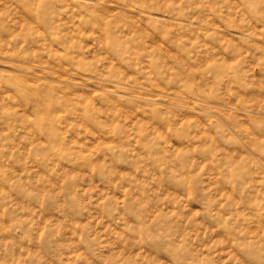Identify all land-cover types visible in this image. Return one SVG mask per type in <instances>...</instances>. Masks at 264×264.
Listing matches in <instances>:
<instances>
[{
	"label": "clouds",
	"instance_id": "9594fccd",
	"mask_svg": "<svg viewBox=\"0 0 264 264\" xmlns=\"http://www.w3.org/2000/svg\"><path fill=\"white\" fill-rule=\"evenodd\" d=\"M0 264H264V0H0Z\"/></svg>",
	"mask_w": 264,
	"mask_h": 264
}]
</instances>
